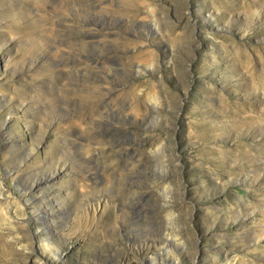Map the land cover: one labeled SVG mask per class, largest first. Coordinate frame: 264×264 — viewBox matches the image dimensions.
Masks as SVG:
<instances>
[{
    "label": "rangeland",
    "instance_id": "rangeland-1",
    "mask_svg": "<svg viewBox=\"0 0 264 264\" xmlns=\"http://www.w3.org/2000/svg\"><path fill=\"white\" fill-rule=\"evenodd\" d=\"M0 264H264V0H0Z\"/></svg>",
    "mask_w": 264,
    "mask_h": 264
}]
</instances>
